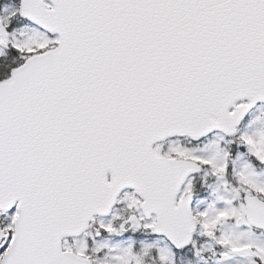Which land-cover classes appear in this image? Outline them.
I'll return each instance as SVG.
<instances>
[{"label":"snow or ice","instance_id":"1","mask_svg":"<svg viewBox=\"0 0 264 264\" xmlns=\"http://www.w3.org/2000/svg\"><path fill=\"white\" fill-rule=\"evenodd\" d=\"M0 264H264V0H0Z\"/></svg>","mask_w":264,"mask_h":264}]
</instances>
